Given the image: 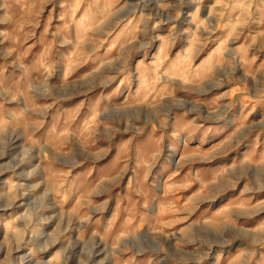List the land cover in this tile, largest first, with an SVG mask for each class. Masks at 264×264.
<instances>
[{"label":"rangeland","instance_id":"rangeland-1","mask_svg":"<svg viewBox=\"0 0 264 264\" xmlns=\"http://www.w3.org/2000/svg\"><path fill=\"white\" fill-rule=\"evenodd\" d=\"M0 264H264V0H0Z\"/></svg>","mask_w":264,"mask_h":264}]
</instances>
